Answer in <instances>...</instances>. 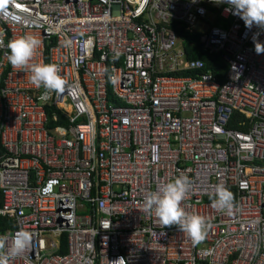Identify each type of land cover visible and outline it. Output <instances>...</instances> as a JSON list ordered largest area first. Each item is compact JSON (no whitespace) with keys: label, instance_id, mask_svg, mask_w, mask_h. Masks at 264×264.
Returning <instances> with one entry per match:
<instances>
[{"label":"built area","instance_id":"built-area-1","mask_svg":"<svg viewBox=\"0 0 264 264\" xmlns=\"http://www.w3.org/2000/svg\"><path fill=\"white\" fill-rule=\"evenodd\" d=\"M226 7L0 0V216L11 223L0 237L29 236L8 264H264V53L252 40L264 31ZM173 23L228 63L222 84L186 57ZM25 33L41 41L31 63L56 64L62 92L43 98L9 64V40ZM178 175L191 182L185 212L207 221L198 243L143 210ZM217 185L233 194L230 213L212 207Z\"/></svg>","mask_w":264,"mask_h":264},{"label":"clouds","instance_id":"clouds-1","mask_svg":"<svg viewBox=\"0 0 264 264\" xmlns=\"http://www.w3.org/2000/svg\"><path fill=\"white\" fill-rule=\"evenodd\" d=\"M193 3L196 0H192ZM213 3L226 4L224 10L243 20L246 28L253 27L264 31V0H212ZM261 33H254L252 40L257 54L264 53V42L258 37ZM41 41L34 35L25 33L18 38L9 40L6 52L9 64L17 69H28L31 72V82L37 88L43 87V98H47L48 91L60 93L65 88L60 69L52 63H31ZM191 182L185 175H178L174 179L160 185L145 197L143 210L145 213L154 214L163 226L175 225L181 232L187 233L194 243L206 237L207 221L199 214H188L182 207L188 195ZM212 207L221 212L230 213L234 207L233 194L223 185H217L214 196H210ZM0 237L4 242L5 252L0 254V264H8L11 257L21 254L27 246L28 234L11 238Z\"/></svg>","mask_w":264,"mask_h":264},{"label":"trees","instance_id":"trees-1","mask_svg":"<svg viewBox=\"0 0 264 264\" xmlns=\"http://www.w3.org/2000/svg\"><path fill=\"white\" fill-rule=\"evenodd\" d=\"M220 19H216L215 23L220 22ZM178 39L181 41L182 46L185 50L186 57L190 60L198 59L203 62V69L201 72H210L218 83L222 84L225 80L226 72L228 69V63L221 57L220 54H211L202 49L199 41L198 32H190L185 30L184 26L181 24L178 26L176 23L172 24ZM195 71L185 70L179 71L175 74L177 75H194ZM232 118L233 122L229 124L230 127L241 129L238 125V121L245 119V114L240 110H234ZM0 152L2 149L0 148ZM11 229L10 219L0 216V232H9Z\"/></svg>","mask_w":264,"mask_h":264}]
</instances>
